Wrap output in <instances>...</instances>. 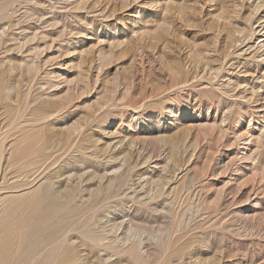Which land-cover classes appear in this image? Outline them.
I'll return each instance as SVG.
<instances>
[{"label": "rangeland", "instance_id": "374dc122", "mask_svg": "<svg viewBox=\"0 0 264 264\" xmlns=\"http://www.w3.org/2000/svg\"><path fill=\"white\" fill-rule=\"evenodd\" d=\"M0 264H264V0H0Z\"/></svg>", "mask_w": 264, "mask_h": 264}]
</instances>
